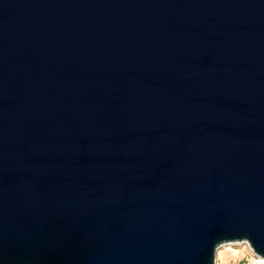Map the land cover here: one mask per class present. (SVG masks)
<instances>
[{"label":"water","instance_id":"water-1","mask_svg":"<svg viewBox=\"0 0 264 264\" xmlns=\"http://www.w3.org/2000/svg\"><path fill=\"white\" fill-rule=\"evenodd\" d=\"M264 254V0H0V264Z\"/></svg>","mask_w":264,"mask_h":264},{"label":"clouds","instance_id":"clouds-1","mask_svg":"<svg viewBox=\"0 0 264 264\" xmlns=\"http://www.w3.org/2000/svg\"><path fill=\"white\" fill-rule=\"evenodd\" d=\"M211 264H264V254L246 236L225 238L213 245Z\"/></svg>","mask_w":264,"mask_h":264}]
</instances>
